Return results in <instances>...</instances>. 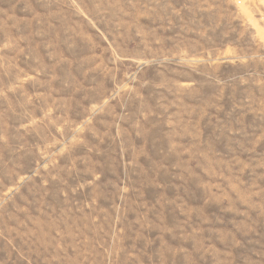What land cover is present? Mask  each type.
<instances>
[{"label":"rangeland","instance_id":"1","mask_svg":"<svg viewBox=\"0 0 264 264\" xmlns=\"http://www.w3.org/2000/svg\"><path fill=\"white\" fill-rule=\"evenodd\" d=\"M0 264H264V0H0Z\"/></svg>","mask_w":264,"mask_h":264}]
</instances>
